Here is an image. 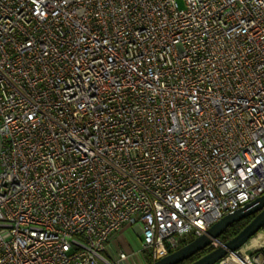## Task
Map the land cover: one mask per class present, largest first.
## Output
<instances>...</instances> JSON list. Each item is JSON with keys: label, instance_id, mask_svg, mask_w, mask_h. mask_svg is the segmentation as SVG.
<instances>
[{"label": "built area", "instance_id": "built-area-1", "mask_svg": "<svg viewBox=\"0 0 264 264\" xmlns=\"http://www.w3.org/2000/svg\"><path fill=\"white\" fill-rule=\"evenodd\" d=\"M263 193L264 0H0V264L154 262Z\"/></svg>", "mask_w": 264, "mask_h": 264}, {"label": "water", "instance_id": "water-1", "mask_svg": "<svg viewBox=\"0 0 264 264\" xmlns=\"http://www.w3.org/2000/svg\"><path fill=\"white\" fill-rule=\"evenodd\" d=\"M249 216H252V218L236 235L188 263L214 264L229 251L242 247L250 238L262 229L264 226V193L236 210L222 216L209 226L203 234L193 238L189 242L178 247L176 250L154 262H150L149 264H179L188 260L194 255L209 248L213 240L218 238L230 224L235 221L246 219Z\"/></svg>", "mask_w": 264, "mask_h": 264}, {"label": "crops", "instance_id": "crops-1", "mask_svg": "<svg viewBox=\"0 0 264 264\" xmlns=\"http://www.w3.org/2000/svg\"><path fill=\"white\" fill-rule=\"evenodd\" d=\"M140 240L141 234L138 227L125 225L109 239L102 255L112 264H149L143 253L139 252ZM121 250L131 251L132 254L123 260H119L118 254Z\"/></svg>", "mask_w": 264, "mask_h": 264}, {"label": "trees", "instance_id": "trees-1", "mask_svg": "<svg viewBox=\"0 0 264 264\" xmlns=\"http://www.w3.org/2000/svg\"><path fill=\"white\" fill-rule=\"evenodd\" d=\"M253 216V215H252ZM252 216H249L247 217L246 219H242V220H239V221H235L233 222L232 224H230L225 230L224 232L218 237L222 242H225L227 241L228 239H230L231 237H233L234 235H236L238 233V231H240L243 226L252 218ZM187 242H183V244H185ZM182 244V245H183ZM212 248L210 249H207L203 252H200L196 255H194L193 257H191L190 259L188 260H185L179 264H188L190 262H192L193 260L199 258L201 255H203L205 252L211 250ZM150 263V262H149Z\"/></svg>", "mask_w": 264, "mask_h": 264}, {"label": "bare ground", "instance_id": "bare-ground-1", "mask_svg": "<svg viewBox=\"0 0 264 264\" xmlns=\"http://www.w3.org/2000/svg\"><path fill=\"white\" fill-rule=\"evenodd\" d=\"M264 242V235L263 233L259 232L257 233L252 239H250L248 242H246L243 245V248H248L249 246H255L259 243H263Z\"/></svg>", "mask_w": 264, "mask_h": 264}, {"label": "rangeland", "instance_id": "rangeland-1", "mask_svg": "<svg viewBox=\"0 0 264 264\" xmlns=\"http://www.w3.org/2000/svg\"><path fill=\"white\" fill-rule=\"evenodd\" d=\"M179 3L181 4L180 1H179ZM254 236H255V235H254ZM254 236H253V237H254ZM253 237H252V238H253ZM138 238H140V235H138ZM252 238H250V239H252ZM134 241L136 242V240H134ZM143 255H144V257H145V259H146L147 261H150V260H149V257H148V254H147L146 251L143 252Z\"/></svg>", "mask_w": 264, "mask_h": 264}]
</instances>
